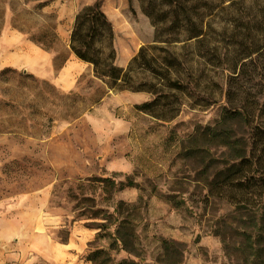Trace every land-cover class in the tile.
<instances>
[{
	"label": "rangeland",
	"instance_id": "rangeland-1",
	"mask_svg": "<svg viewBox=\"0 0 264 264\" xmlns=\"http://www.w3.org/2000/svg\"><path fill=\"white\" fill-rule=\"evenodd\" d=\"M96 1L111 29L105 57L113 55L140 91L111 88L74 60L75 87L67 91L26 69L0 67V264H52L44 240L65 242L75 224L93 234L81 255L87 264L96 250L103 253L95 264H162V241L174 244L171 257L181 253L179 264H235L227 249L239 238L233 208L206 199L204 179L215 168L204 172L203 152L193 159L181 152L196 128L214 127L227 107L224 67L235 47L218 32L239 0H178L176 13L163 0H0V40L15 30L47 48L57 75L72 58L76 14ZM201 20L210 34L206 51L184 41ZM140 50L147 58L178 55L187 90L169 89L141 60L133 63ZM151 63L167 71L160 59ZM248 91L264 96L260 87ZM146 102H154L150 113L135 109ZM230 126L248 136L246 127ZM127 182L134 186L118 190ZM117 229L124 246L115 242Z\"/></svg>",
	"mask_w": 264,
	"mask_h": 264
},
{
	"label": "trees",
	"instance_id": "trees-1",
	"mask_svg": "<svg viewBox=\"0 0 264 264\" xmlns=\"http://www.w3.org/2000/svg\"><path fill=\"white\" fill-rule=\"evenodd\" d=\"M163 1L175 13L181 9V6H177L180 4L177 3L178 0ZM238 3L240 7L234 15L229 14V21L218 32L220 42L229 38L227 40L235 47L232 57L227 60L224 67L227 72L224 92L227 107L214 127L196 128L181 153L185 158L193 159L203 152L206 154L204 172L208 173L210 168H215L213 178L208 181V174L204 179L207 187L206 199H217L233 208L232 222L236 226L235 231L239 238L231 248L227 245V249L234 255L235 264H264V96L263 98L251 96L248 91L254 87L264 89V0H253L250 4H246V0H239ZM234 5L233 2L226 9ZM248 12L251 14L250 17ZM186 31L184 41L194 40L197 49L202 51L208 49L210 34L204 32L202 20L200 27L193 22L191 28ZM105 38L111 39V29L101 11L100 3L96 1L92 6L84 7L76 14L69 49L78 60L93 67V73L97 78L109 81L111 88L140 91L138 87L130 84V80L126 81L127 75H123L121 69L113 66V55L105 57L103 47ZM172 42L177 40L167 41L169 44ZM215 42L217 43V40ZM186 44L183 47L187 46ZM214 49L210 55L211 59L219 57ZM158 59L167 68L164 74L163 69L159 70L155 65L152 68L151 62H157ZM138 60L142 61L144 67L151 69L159 83L172 90H187L177 70L178 55L147 58L144 50H140L132 61L135 63ZM171 69L175 78L169 74ZM117 83H127L129 86L124 88ZM153 105L154 102H146L135 106V109L150 113ZM151 115L159 118L158 114ZM233 122L248 129L246 138L233 133L230 126ZM210 146L224 151L218 157H214L211 155ZM133 186V182H127L125 186L120 184L118 190ZM126 237L122 230L115 231V242L121 243L122 246L126 245ZM172 246L173 243L162 241L165 254V258L161 260L162 264L181 262L179 251L178 256H170L173 252ZM102 253L96 250L88 256V260L95 264Z\"/></svg>",
	"mask_w": 264,
	"mask_h": 264
},
{
	"label": "crops",
	"instance_id": "crops-1",
	"mask_svg": "<svg viewBox=\"0 0 264 264\" xmlns=\"http://www.w3.org/2000/svg\"><path fill=\"white\" fill-rule=\"evenodd\" d=\"M70 62H66L55 75L53 69L54 56L48 51L37 46L35 43L15 30L3 33L0 40V67L22 68L37 74L39 77L49 79L53 84L63 91L75 87L72 61L78 60L73 54ZM93 234L81 225L75 224L67 235L65 242L48 237L44 240L45 254L52 264H87L81 260L87 244L91 241Z\"/></svg>",
	"mask_w": 264,
	"mask_h": 264
}]
</instances>
